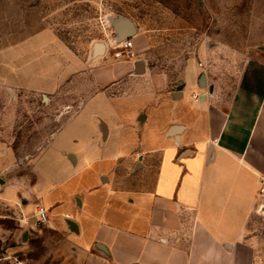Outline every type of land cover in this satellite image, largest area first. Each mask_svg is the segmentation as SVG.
Listing matches in <instances>:
<instances>
[{
    "label": "crops",
    "instance_id": "0c3cea01",
    "mask_svg": "<svg viewBox=\"0 0 264 264\" xmlns=\"http://www.w3.org/2000/svg\"><path fill=\"white\" fill-rule=\"evenodd\" d=\"M37 1L0 0V10L13 3L12 13L0 11L3 86L53 91L83 67L45 21L24 41L14 40L6 19L33 18L36 26V18L45 17ZM215 1L220 49L245 58L231 97L215 104L190 56L172 101L163 84L150 83L168 81L165 74L148 80L153 72L144 61L143 73L135 75L136 58H117L89 70L87 79L78 76L79 104L63 125L82 126L53 149L69 175L48 187L41 177L31 188L24 212L48 208V223L14 219L9 248L0 236V264H251L246 229L264 181V0H236V24L229 0ZM143 42L136 41L138 48ZM92 62L104 65L90 55ZM92 98L97 101L87 109ZM172 127L180 130L171 134ZM6 150L0 147V162L12 160ZM94 166L87 181L78 180Z\"/></svg>",
    "mask_w": 264,
    "mask_h": 264
},
{
    "label": "rangeland",
    "instance_id": "374dc122",
    "mask_svg": "<svg viewBox=\"0 0 264 264\" xmlns=\"http://www.w3.org/2000/svg\"><path fill=\"white\" fill-rule=\"evenodd\" d=\"M236 4V0H229L234 24L239 21ZM12 5L6 2L2 10L12 13ZM23 5L26 8L27 3ZM37 6L39 14L45 17L36 18V26L32 25L33 18L6 19V25L13 26L15 31L14 40L24 41L27 36L40 30L45 21V25H50L59 40L79 58L83 67L63 78L61 85L53 91L36 92L0 84V147L12 153L10 162H0L4 165L0 166V180L3 181L0 183V236L4 249L9 248L13 232L17 229L14 219L36 220V205L24 212L31 202V188L41 177L46 178L44 185L48 187L55 186L69 175L66 169L60 171L62 158L53 149L82 126L73 123L66 124L64 128L66 125H63L71 116L69 111L72 106L79 104L75 91L82 84L81 80L76 81L77 77L87 79L89 70L118 60L113 55L116 50L108 47L115 40L109 18L130 19L137 25L136 35L132 37L137 52L136 63L145 61L152 68L153 74L148 80L155 78L153 75L165 74L168 81L155 83L150 80V83L155 88L163 84L164 97L169 101L173 100V93L181 88V74L189 56L197 59L199 77L201 74L205 75V79L207 77L210 91L215 93L212 100L215 104L219 103L221 96L224 100L231 97L245 64V58L236 56L235 51L220 49L217 34L220 8L215 0H42L37 1ZM8 37L11 40L12 34ZM139 39L144 41L140 48L136 44ZM97 43L107 46L105 54L95 53ZM203 47L208 53L206 59L205 56L203 58ZM26 53L27 49L20 50L22 66L26 64V58L22 57ZM90 55L97 61L104 59V65L99 67L96 62L88 64ZM119 58L128 60L124 54ZM52 72L59 78L62 75L59 67L53 66ZM194 99L198 100L199 96ZM95 102L93 98L90 103L87 102V109ZM150 114L154 116L153 111L147 110L146 115ZM67 159H70L69 156ZM93 168L96 167L87 170L78 180L87 181V176L94 174ZM76 181L71 184H76ZM7 193L14 198L7 199ZM47 211L49 213L48 208ZM246 240L253 249L251 264H264V194L258 196L246 229ZM248 260L246 255L245 262Z\"/></svg>",
    "mask_w": 264,
    "mask_h": 264
},
{
    "label": "water",
    "instance_id": "95a60500",
    "mask_svg": "<svg viewBox=\"0 0 264 264\" xmlns=\"http://www.w3.org/2000/svg\"><path fill=\"white\" fill-rule=\"evenodd\" d=\"M109 22L112 25L114 33H115L114 43H118V42L123 41L125 39H130L136 34L135 25L129 19L109 18ZM104 50H105V47H104L103 44L97 43L95 45V53L97 55H103ZM142 66H143L142 62H140V61L137 62L135 64V73H138V74L143 73ZM203 82H204V76L201 75V77H200V85H202ZM179 130H180V128H178V127H172L171 130H170V133L171 134H175ZM0 183H3V181L0 180Z\"/></svg>",
    "mask_w": 264,
    "mask_h": 264
},
{
    "label": "built area",
    "instance_id": "2783aa9c",
    "mask_svg": "<svg viewBox=\"0 0 264 264\" xmlns=\"http://www.w3.org/2000/svg\"><path fill=\"white\" fill-rule=\"evenodd\" d=\"M109 47L111 49L116 50L113 53L115 58H119L122 54H124V56L127 59L136 58V53L133 49V42L131 39H125L118 43L109 45ZM263 194H264V181H261L259 195H263ZM35 214H36V220L40 225H46L48 223V220H49L48 211L43 206L37 205Z\"/></svg>",
    "mask_w": 264,
    "mask_h": 264
}]
</instances>
